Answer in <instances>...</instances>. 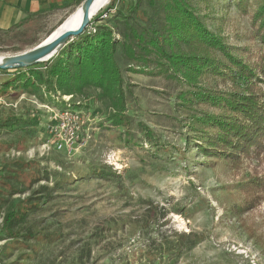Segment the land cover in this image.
I'll use <instances>...</instances> for the list:
<instances>
[{"label":"rangeland","instance_id":"374dc122","mask_svg":"<svg viewBox=\"0 0 264 264\" xmlns=\"http://www.w3.org/2000/svg\"><path fill=\"white\" fill-rule=\"evenodd\" d=\"M137 1L148 0H120L116 8L125 11ZM190 2L235 55L249 61L248 48L262 49L253 42L249 15L231 1ZM110 3L105 0L97 14ZM41 31L29 24L1 33L0 54L33 49L50 36L43 38ZM121 67L132 118L128 128L110 125L93 91L90 109L79 97L52 102L46 92L4 88L15 72L0 70V179L6 183L0 264H264V200L249 211L236 209L248 201L238 184L255 172L264 175V156L261 164L209 160L191 138V111L177 104V82L155 70ZM208 82L222 86L220 78ZM61 103L86 111L71 153L43 146ZM142 125L152 131L151 142ZM22 203L29 210L24 216ZM12 211L24 218L18 217L15 235L8 236L4 220Z\"/></svg>","mask_w":264,"mask_h":264},{"label":"trees","instance_id":"16d2710c","mask_svg":"<svg viewBox=\"0 0 264 264\" xmlns=\"http://www.w3.org/2000/svg\"><path fill=\"white\" fill-rule=\"evenodd\" d=\"M84 1L77 0L74 6H81ZM225 1L249 15L255 34L253 42L258 40L262 45L259 51L248 48L249 61L235 55L221 33L206 26L190 0H148L146 4L137 1L125 11L116 8L120 0H111L91 20L93 31L88 28L67 42L46 63L14 69L15 76L4 88L21 86L23 90L30 88L33 94L46 92L52 102L53 97H79L87 100L83 105L86 109H90L87 103H92L89 92L93 91L97 94L95 99L104 104L110 125L128 128L132 118L121 63L134 73L155 70L180 87L177 104L191 111L187 116L191 138L205 157L235 164L244 160L261 164L264 0ZM211 78H220L222 86H212L208 82ZM61 106V110L67 109L64 104ZM141 127L151 142L152 131ZM97 175L104 176L102 169ZM238 186L248 201L236 209L249 211L264 200V175L259 172ZM2 189H6V183L0 179V202ZM25 205L21 206L23 216L29 211ZM241 209L237 213H242ZM20 215L15 211L6 215L3 230L8 236L15 235L13 227Z\"/></svg>","mask_w":264,"mask_h":264},{"label":"crops","instance_id":"0c3cea01","mask_svg":"<svg viewBox=\"0 0 264 264\" xmlns=\"http://www.w3.org/2000/svg\"><path fill=\"white\" fill-rule=\"evenodd\" d=\"M77 0H0V34L38 24L47 37L63 20Z\"/></svg>","mask_w":264,"mask_h":264},{"label":"water","instance_id":"95a60500","mask_svg":"<svg viewBox=\"0 0 264 264\" xmlns=\"http://www.w3.org/2000/svg\"><path fill=\"white\" fill-rule=\"evenodd\" d=\"M99 0H85L83 2L82 18L78 26L67 28L61 34L53 36L56 31L61 29L62 23L46 40L31 50L24 53L9 56L5 64L0 66V70H14L29 68L43 64L56 56L61 49L74 38L82 35L90 26L94 18V8Z\"/></svg>","mask_w":264,"mask_h":264},{"label":"built area","instance_id":"2783aa9c","mask_svg":"<svg viewBox=\"0 0 264 264\" xmlns=\"http://www.w3.org/2000/svg\"><path fill=\"white\" fill-rule=\"evenodd\" d=\"M83 125L82 112L72 107L54 113L51 117V124L48 126L51 139L43 146L53 148L56 152H73L80 141Z\"/></svg>","mask_w":264,"mask_h":264},{"label":"bare ground","instance_id":"6f19581e","mask_svg":"<svg viewBox=\"0 0 264 264\" xmlns=\"http://www.w3.org/2000/svg\"><path fill=\"white\" fill-rule=\"evenodd\" d=\"M105 0H99L94 8V15L93 17H95L97 15V11L100 8L101 4L104 2ZM83 5L79 6L72 14L71 16L64 21V25L61 29H59L58 31L55 32V34L53 36H57L59 34H61L62 32H64L65 29L67 28H72V27H76L78 26V24L81 21L82 18V9ZM9 56H4L0 54V66L5 64V62L8 60Z\"/></svg>","mask_w":264,"mask_h":264}]
</instances>
